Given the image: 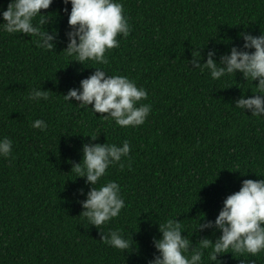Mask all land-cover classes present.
Wrapping results in <instances>:
<instances>
[{
  "label": "trees",
  "instance_id": "16d2710c",
  "mask_svg": "<svg viewBox=\"0 0 264 264\" xmlns=\"http://www.w3.org/2000/svg\"><path fill=\"white\" fill-rule=\"evenodd\" d=\"M8 2L0 0V10ZM120 2L129 33L118 34L119 45L104 53L107 63L96 66L146 89L138 103L151 110L135 127L114 125L75 99H63L95 70L92 61L85 66L63 50L70 3L52 0L33 20L48 17L41 30H56L53 49L37 47L27 33L0 31V137L12 140L10 154L0 156V264H147L156 252L159 221L180 219L181 234L193 243L205 235L214 240L218 229L192 232L199 218L214 219L243 179L264 176V117L234 105L239 96L253 95L256 81H245L239 71L213 80L206 67L191 64L192 52L199 51L203 63L215 48L218 61L242 44L240 32L264 31V0ZM39 87L48 98L28 99ZM36 118L46 121L44 130L31 126ZM124 139L130 145L124 166L109 165L97 181L115 180L124 206L100 229L87 226L78 190L86 193L89 185L75 177L71 164L82 158L85 142L119 145ZM109 229L119 230L131 247L101 241V231ZM209 250L201 264H264V249L217 254L219 261L208 260Z\"/></svg>",
  "mask_w": 264,
  "mask_h": 264
},
{
  "label": "clouds",
  "instance_id": "9594fccd",
  "mask_svg": "<svg viewBox=\"0 0 264 264\" xmlns=\"http://www.w3.org/2000/svg\"><path fill=\"white\" fill-rule=\"evenodd\" d=\"M52 0H9L7 7L0 10V31L7 33H27L35 36V43L41 49H53L57 37L56 30L51 32L41 30V26L48 22V17L40 15L36 23L34 18L41 9H48ZM70 3L65 32L66 55L72 60L85 65V61H92L95 70L79 80L78 87H70L63 99L70 98L78 101L81 107L90 108L91 112L121 127L138 126L142 124L151 110V104L138 103L147 97L146 89L126 75L106 74L107 72L96 64L104 65L107 58L106 49L119 45L117 35L127 36L130 30L127 17L123 14L120 0H63ZM242 44L232 45L227 53H221L219 60L215 48H209L204 54L206 58L200 62L201 53L192 52L191 64L194 67H206L210 78L215 80L225 73L235 74L239 71L245 81H256L253 95H241L235 99L234 105L249 110L251 116L264 117V31L254 35L247 31L238 34ZM251 49V51H249ZM86 66V65H85ZM90 66V65H89ZM46 89L34 88L28 93V99H47ZM89 104L91 105L89 107ZM33 128L44 130L45 120L36 118L31 122ZM99 133L88 135L95 141ZM12 140L0 137V156L7 157L11 152ZM82 158L71 164L75 177H84L89 185L84 199L79 200L81 212L89 224L100 226L120 214L124 206V199L120 195V186L115 180L97 186L98 179L105 174L109 165L119 162L124 166L121 157H127L130 145L124 139L119 145L106 142H85L81 145ZM242 173V172H241ZM219 230V235L213 240L208 236L200 237L193 243L189 235H182L183 225L180 219L167 218L158 222L160 236L153 237L156 252L147 264H201L205 249L209 261H219L217 254L226 252L256 254L264 249V176L260 179L246 178L240 182L238 190L226 195L222 206L214 219L199 221L192 230ZM104 243L121 250H128L131 241L124 238L119 230L109 229L107 233L101 231L100 238ZM191 245V247H190ZM231 250V251H230ZM220 264V261H219ZM239 264H245L242 259ZM247 264H255L248 260Z\"/></svg>",
  "mask_w": 264,
  "mask_h": 264
}]
</instances>
